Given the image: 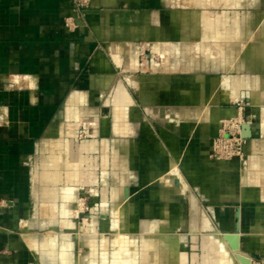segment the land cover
Masks as SVG:
<instances>
[{"label":"crops","instance_id":"crops-1","mask_svg":"<svg viewBox=\"0 0 264 264\" xmlns=\"http://www.w3.org/2000/svg\"><path fill=\"white\" fill-rule=\"evenodd\" d=\"M242 99L247 162L215 161ZM238 209L264 264V0H0V264H146V227L177 236L147 264H215Z\"/></svg>","mask_w":264,"mask_h":264},{"label":"rangeland","instance_id":"rangeland-1","mask_svg":"<svg viewBox=\"0 0 264 264\" xmlns=\"http://www.w3.org/2000/svg\"><path fill=\"white\" fill-rule=\"evenodd\" d=\"M87 1L88 2L86 3V5H89L91 0H87ZM204 1H208V0H204ZM74 3H75V1H74ZM86 5H84L82 7H86ZM235 106L237 108L243 107V112H244L243 116H244V118L247 119V117H249V115L247 114V109L248 108H247V104H246L245 100H243V99L239 100L238 103H236ZM229 119L234 121L236 126H238V127L240 126V128L242 130L241 124L243 123V121H242L241 109H238L236 115L234 117H232V118H229ZM224 120H226V119H224ZM221 128H222V123H221L220 129ZM219 132H220V130H219ZM218 136H219V133H218L217 137L214 138L213 143H212V155H211V157H212L213 160H215V161H226V162L237 161L238 160V161H241L242 163H246L247 162V160H246V150H245V156H243V158L241 160H239V159H233V160L217 159V157L214 156V154H213V144H214L215 139L218 138ZM82 203H83V205H82ZM77 204H78V208H80V210L78 211V213H74V214L78 215L77 217L79 218L81 223L86 224L88 222V220H89L88 219L89 211H90L89 210L90 209L89 199L87 197L86 198H81V199H79ZM123 210H124V208L122 209V207L118 206L117 209H116V212L118 213V215H120V216L122 215L123 216V220H126L127 217H125V212ZM195 219H196L195 217L190 218V220H192V221H195ZM114 224H115V227L117 225H119L120 224V219L119 218L118 219L115 218ZM203 227H204V232L207 233V236H208L207 239L205 240L206 241L205 244L207 245L206 250L209 252L210 259L211 258L212 259L215 258L216 261H213V262H215V264H230L227 261H233V260H229V259L226 258L230 253L235 256L234 259L236 261V262L234 261V263H231V264H237V263L242 264L239 261V259L237 258V255H243L244 257H248L249 259L252 260V258L250 256H248L245 253V251H244L243 244H244V240L246 241V239L241 240V242H240V250H239L240 252L239 251L234 252L232 250L231 246L228 243L229 250H231V252H228L227 249L224 248L225 245H223L224 244L223 242H228L225 239V237H224L225 233H227V232L220 231L216 227H215L216 228L215 232H207L205 230V226H204V217H203ZM242 229H244V218H243V214L240 213V232H239L240 238L245 237V235L243 234ZM160 231L161 232L159 234H154V233L150 232L149 229L146 227V230L144 231V233L142 235L143 236V241H144L143 244L145 246V250H144L143 255H142V257H143L142 260L145 261L144 263H146V264L148 263V261L157 258V256L159 255V254H157L158 244H161L162 247L164 249L168 250L169 252H172L173 250H175V247H176L175 240L176 239L174 237H177V236L173 235V234L172 235L169 234L167 232V228H165V227H162L160 229ZM220 238H221V240H220ZM222 240H224V241H222ZM127 243H128V240L127 239L125 240V237L120 236V235L118 237L114 236L113 245H114L115 248L118 247L121 250V249L127 247L126 246ZM220 246H222V247H220ZM164 249H163V251H164ZM194 251L198 252L200 256H203L205 254V251L202 248V240H200V243L198 244L197 250H194ZM173 253H174V251H173ZM159 256L163 257V255H161V254ZM182 258H183V256H182ZM236 258H237V260H236ZM179 262L183 263V261H181V258H180ZM200 262H202V261H200ZM190 264H192V261H190ZM251 264H253V260H252ZM257 264H261V261H257Z\"/></svg>","mask_w":264,"mask_h":264},{"label":"built area","instance_id":"built-area-1","mask_svg":"<svg viewBox=\"0 0 264 264\" xmlns=\"http://www.w3.org/2000/svg\"><path fill=\"white\" fill-rule=\"evenodd\" d=\"M77 7H82L86 5L87 0H74ZM241 109L242 121L241 127L244 124H250L251 121L244 118L243 107ZM222 128L220 129L219 136L215 139L213 144V154L217 159L241 160L245 156V147L247 144V139L242 136V130L240 126H236L235 122L231 119L223 120ZM238 125V124H237ZM236 126V127H235ZM85 207V206H84ZM84 211V210H83Z\"/></svg>","mask_w":264,"mask_h":264},{"label":"water","instance_id":"water-1","mask_svg":"<svg viewBox=\"0 0 264 264\" xmlns=\"http://www.w3.org/2000/svg\"><path fill=\"white\" fill-rule=\"evenodd\" d=\"M251 135V125L250 124H244L242 127V136L245 139H248ZM236 226L235 230L233 232H227L225 233L224 237L228 241L229 245L231 246L233 251H239L240 250V209L236 212ZM237 258L242 264H251L252 260L248 257H244L243 255H237Z\"/></svg>","mask_w":264,"mask_h":264},{"label":"bare ground","instance_id":"bare-ground-1","mask_svg":"<svg viewBox=\"0 0 264 264\" xmlns=\"http://www.w3.org/2000/svg\"><path fill=\"white\" fill-rule=\"evenodd\" d=\"M244 162V161H243ZM82 205H83V203H82ZM80 210V209H79ZM211 219H209V217L207 216V215H205L204 216V226H205V230L207 231V232H215V230H216V228H215V226H213L212 225V223H211V221H210ZM204 228V227H203ZM218 231V230H217ZM205 234H207V233H205ZM219 235V234H218ZM221 235V234H220ZM222 238V237H221ZM221 238H220V240H221ZM241 240H242V238H240V242H241ZM222 241H224V240H222ZM224 244L223 245H225V247L224 248H226L227 249V251L228 252H231V250H229V247H228V242H223ZM220 247H222V246H220ZM234 252H236V251H234ZM240 252V251H239ZM234 255L233 254H229L226 258L227 259H229V260H233V261H227V262H229L230 264L231 263H234V261H235V259H234ZM236 260H237V258H236ZM236 262V261H235ZM237 264H239V263H237Z\"/></svg>","mask_w":264,"mask_h":264}]
</instances>
